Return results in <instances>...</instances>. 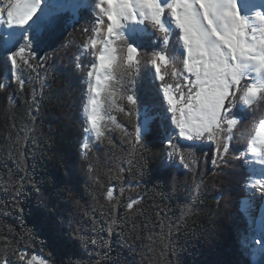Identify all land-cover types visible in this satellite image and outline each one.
<instances>
[{"label":"trees","instance_id":"trees-1","mask_svg":"<svg viewBox=\"0 0 264 264\" xmlns=\"http://www.w3.org/2000/svg\"><path fill=\"white\" fill-rule=\"evenodd\" d=\"M7 2L0 0V6ZM145 25L151 35L135 37L139 73L125 75L123 87L116 85L137 104L117 99L131 115L109 112L129 135L108 121V139L88 136L87 156L82 154L88 135L84 106L94 61L91 48L83 46L93 36V13L83 9L76 18L66 16L51 38L33 45L36 59L30 63L39 66L18 70L22 89L6 51L23 40L10 47L0 33V260L25 264L18 259L24 252L26 259L37 255L49 264H264V253L251 256L257 247L241 204L250 173L240 158L264 117V105L246 110L219 166L213 164L211 141L197 142L191 170L170 158L169 139L181 150L192 143L171 135L178 129L161 90L181 77L173 78L171 67L162 66L168 75L163 82L155 79L148 61L163 47L161 34ZM178 32L164 49L170 57L181 47ZM175 65L181 72V59ZM146 110L150 130L134 147L132 134ZM233 113L239 115V108ZM108 188L112 203L105 199ZM133 200L137 203L129 209ZM243 237L247 250L241 248Z\"/></svg>","mask_w":264,"mask_h":264},{"label":"snow or ice","instance_id":"snow-or-ice-1","mask_svg":"<svg viewBox=\"0 0 264 264\" xmlns=\"http://www.w3.org/2000/svg\"><path fill=\"white\" fill-rule=\"evenodd\" d=\"M83 9L95 16L93 36L83 46L85 51L91 48L94 55L87 74L85 133L96 140L108 139L106 132L111 129L107 122L110 121L125 136L129 135L109 112L115 110L131 115L117 99L126 100L132 106L137 104L133 95L121 92L116 85L123 87L125 75L139 73L140 46L135 37L137 34L151 35L146 28L140 27L147 22L161 34L163 46L154 51L148 61L155 69V79L163 82L168 75L162 72V66L171 67L173 78L181 77L175 84L161 85L166 111L172 113V123L178 129V133L171 135L192 142L181 150L169 139V157L178 158L191 170L196 163L197 142L211 141L216 146L213 164L219 166V162H224L229 142L246 117V110L264 105V0H8L0 6V23L13 29L3 37L6 41L23 40L6 51L12 76L21 89L24 80L17 74L21 66L32 71L39 66L30 63L36 59L33 45L45 43L65 22L66 16L76 18ZM175 29L179 30L181 47L174 49L175 55L170 57L164 49ZM177 59H181L183 65L181 72L175 65ZM185 72L187 76L183 75ZM3 87L0 84V88ZM236 108H239V115L233 113ZM151 119L146 110L143 123L132 134L134 147L140 143L142 135L149 132ZM88 136L82 143L84 156L90 151ZM108 142L112 143L111 139ZM240 158L250 173L246 190L255 196L251 189L258 186L264 194V117L255 123ZM253 165L260 167L257 169ZM89 171H93L91 166ZM252 174L255 179H251ZM105 199L110 203L115 200L112 188L106 190ZM135 203L137 201L133 200L128 208ZM252 203L247 198L241 201L245 210ZM191 211L187 209V213ZM259 235L260 239L251 237L252 242L261 244L260 248L252 250V257L264 253V220L260 221ZM240 244L242 250H247L248 238L243 237ZM18 259L25 264H49L37 255L26 259L24 252L19 253ZM0 264H12V261L3 259Z\"/></svg>","mask_w":264,"mask_h":264},{"label":"rangeland","instance_id":"rangeland-1","mask_svg":"<svg viewBox=\"0 0 264 264\" xmlns=\"http://www.w3.org/2000/svg\"><path fill=\"white\" fill-rule=\"evenodd\" d=\"M142 28H146L145 23L143 24V27ZM175 30H178V29H175ZM18 31H19V29H18ZM0 33H2L3 36H5L7 34V25H5L3 23H0ZM7 42H8V45L10 47H12L14 41H11V43L9 41H7ZM92 54H93V50H92ZM93 61H94V55H93ZM183 75L184 76H187L188 74L185 72ZM166 104H167V102H166ZM169 114L172 116V113L171 112H169ZM184 141L190 142V141H187V140H184ZM248 159H251V157L249 156ZM252 167L257 168L259 166L258 165H253ZM255 178H256L255 177V174H252L251 179H255ZM256 190H258V186L256 188H252L251 189V191L252 192H255V193H256ZM247 199H249V200H251L253 202V199H255V197L251 196L249 194V192H248ZM242 209H243V211H242L243 214L248 217L247 220H248V223H249V230H250L249 234H250V238L253 237V236L256 237V234H255V225H256V220H257V215H256L257 209L253 206V203L246 210L244 208H242ZM254 245L257 247V249L261 247V244H258V243H254Z\"/></svg>","mask_w":264,"mask_h":264},{"label":"bare ground","instance_id":"bare-ground-1","mask_svg":"<svg viewBox=\"0 0 264 264\" xmlns=\"http://www.w3.org/2000/svg\"><path fill=\"white\" fill-rule=\"evenodd\" d=\"M140 27H143L141 25ZM13 31V29H9L7 27V33ZM15 31H18V29H15ZM11 43V41H9ZM99 47V45H98ZM260 167V166H259ZM257 167V169L259 168ZM256 177V176H255ZM255 199H253V206L257 209L256 215H257V220H256V225H255V234L258 239H260V221L264 220V194H261L259 190H256Z\"/></svg>","mask_w":264,"mask_h":264}]
</instances>
